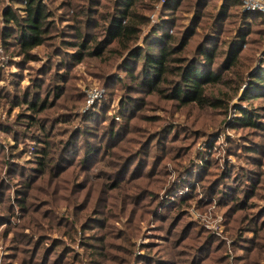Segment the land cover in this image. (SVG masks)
Masks as SVG:
<instances>
[{"label":"rangeland","instance_id":"obj_1","mask_svg":"<svg viewBox=\"0 0 264 264\" xmlns=\"http://www.w3.org/2000/svg\"><path fill=\"white\" fill-rule=\"evenodd\" d=\"M203 1L176 13L141 1L129 20L140 31L124 43L93 26L111 0L92 7L94 18L87 1L41 0L57 23L27 55L4 14L26 16L27 2L0 0V264H264V90L250 83L264 68V21L244 19L242 6L218 18L221 0ZM195 7L214 18L195 20ZM69 24L84 39L67 46ZM211 27L208 47L245 33L236 64L222 66L221 54L213 66L222 76L209 93L222 103L181 100L176 75L155 86L133 77L147 39L158 51L154 41L171 32L194 49ZM49 67L61 73L36 92L47 108L32 111L22 97ZM244 112L258 122L241 123ZM45 147L48 168L38 159Z\"/></svg>","mask_w":264,"mask_h":264},{"label":"trees","instance_id":"obj_2","mask_svg":"<svg viewBox=\"0 0 264 264\" xmlns=\"http://www.w3.org/2000/svg\"><path fill=\"white\" fill-rule=\"evenodd\" d=\"M27 3V10L26 16H20L17 14L16 11H11L9 9L5 10V20L7 21L9 26H12L15 30L20 31L21 33L18 35V42L22 48V50L28 55L30 51L40 45H43L46 41L47 33L49 32V24H56L55 20H50L49 12L46 11L43 6L41 5V0H25ZM87 1V9L88 11L86 14L93 17L94 9L92 7L97 6L98 9L101 6L102 0H71V3L79 5L83 7ZM112 3L106 2V6L111 8L110 16L98 14L97 17H93V26L101 27L102 29L108 30V39L110 41H120L122 40L124 43H127L129 40L133 39L135 35L140 31L139 26L141 25V21L132 22L129 20H133L134 9L135 7L141 3L143 0H111ZM157 1V0H155ZM160 1L163 6L164 10L169 12L172 11L176 13L178 10L183 9L184 7L188 6L189 3L194 4L196 7L198 6H205V1L201 0H193L194 2H190L191 0H158ZM203 1V2H202ZM213 1V0H212ZM219 0H217V3ZM117 4V8H116ZM242 3L240 0H221V2L214 6L218 12V18L221 16H227L228 12L234 7H240ZM195 7V20H199L201 18L211 17L214 18V15L209 16L207 12H203V10L197 9ZM243 18L249 19L253 17L254 19H263L264 15L256 12H245L243 11ZM74 25V28L71 26ZM79 24H69L63 26L60 31V35L64 38V45L70 46L73 45L74 40H68V38L77 37L81 38L82 41L84 39V35L78 32ZM57 29V27H56ZM211 30L208 32V37L205 39L202 38V41L198 42L195 46L196 52L190 55L183 54V52H191L195 50L193 49H186L187 45H189V41L187 38H174L171 32H162L160 34V38L155 40L154 42H158L159 49L156 51V46H152V42L148 39L145 41L147 44L146 47L143 48V51H138L134 54L137 57V62H141L143 71L142 75H139V72H134L133 77L140 78L142 84L155 86L159 83L168 82L169 83V76H179L180 79L176 80V86L174 88L175 95L183 101L186 102H197L201 105H205L208 103H222L224 100L223 98L215 97L209 93V89H211L214 84L219 83L221 80V74L218 71H215L214 65L216 63V58H219L221 54H224V60L222 61V66L225 63H228L230 67L236 64V59L239 57L238 51H236V46L238 42L244 41L245 33L239 32L236 35V38L232 41L231 44L228 41L223 42L220 44L219 41H214L211 46H207L210 42V39H213L209 33H213L216 35V32L212 27ZM249 27H247V31H249ZM173 33V32H172ZM56 35V34H55ZM54 35V36H55ZM159 35V33H157ZM1 36L7 41L10 38L14 37L13 30L10 29L5 33H1ZM94 40V36L92 37ZM205 39V40H204ZM216 39V38H215ZM201 40V39H200ZM95 41V40H94ZM95 42H98L95 41ZM180 44L182 48H177L176 46ZM83 46V45H82ZM222 47V50L220 48ZM227 47V49L225 48ZM184 49V51H183ZM102 51V50H101ZM100 51V52H101ZM183 51V52H182ZM99 52V53H100ZM98 54V53H97ZM80 53L77 54H70L67 55V59L65 61H72L74 57H78ZM72 57V58H70ZM264 61V58H263ZM50 69V70H48ZM125 69L129 70V65L125 66ZM127 72V73H128ZM47 73L48 78H45L44 82L40 79L39 81H34V90L32 87V91L30 90L29 94L23 95V100L28 108L32 111H37L41 113L47 107L40 104V95H37V91L41 86L48 85L49 81L54 79L55 76H58L59 73L56 69L52 68H43L40 72ZM173 83V80H171ZM170 83V84H171ZM251 88L254 90H264V68H262L261 72L257 73L254 78H252ZM56 85V84H55ZM50 87H55L53 84ZM60 87L55 89L56 95H58ZM36 93V94H35ZM237 120L241 121L244 125H254L257 121L253 114H248L244 112L241 117ZM37 125L36 123H33ZM45 129V126L43 127ZM95 150V146H92V150ZM42 156L38 157L41 160V165L44 168H48L49 166V147L41 148ZM52 161V159L50 160ZM104 186L107 188V182H104ZM233 198V203L235 201V206L237 208L246 210L247 202L243 200H239ZM254 248H251L249 254L254 251ZM254 263L252 260L248 259V263Z\"/></svg>","mask_w":264,"mask_h":264},{"label":"built area","instance_id":"obj_3","mask_svg":"<svg viewBox=\"0 0 264 264\" xmlns=\"http://www.w3.org/2000/svg\"><path fill=\"white\" fill-rule=\"evenodd\" d=\"M242 3V7L245 12L256 11L264 15V0H240ZM93 92H91V99L89 103L93 102L95 97H97L101 92L98 88H95Z\"/></svg>","mask_w":264,"mask_h":264}]
</instances>
